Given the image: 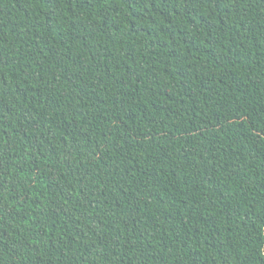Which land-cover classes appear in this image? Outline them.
Returning <instances> with one entry per match:
<instances>
[{"label":"trees","instance_id":"1","mask_svg":"<svg viewBox=\"0 0 264 264\" xmlns=\"http://www.w3.org/2000/svg\"><path fill=\"white\" fill-rule=\"evenodd\" d=\"M0 264H264V0H0Z\"/></svg>","mask_w":264,"mask_h":264}]
</instances>
